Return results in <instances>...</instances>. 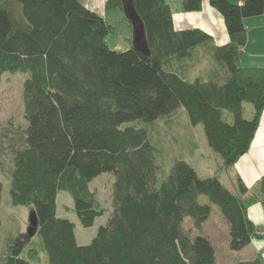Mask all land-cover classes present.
<instances>
[{"label": "trees", "instance_id": "16d2710c", "mask_svg": "<svg viewBox=\"0 0 264 264\" xmlns=\"http://www.w3.org/2000/svg\"><path fill=\"white\" fill-rule=\"evenodd\" d=\"M203 1L182 0V9L198 11ZM132 2L149 54L132 45L111 48L107 36L114 25L81 0H0V81L7 71L27 74V124L0 143V155L9 159L6 166L0 156V170L7 169L11 202L34 208L46 264H215V245L201 231L212 205L227 225L230 250L264 238L248 216L249 187L241 177L234 192L218 175L200 176L182 157L163 173L147 127L181 107L191 125H203L224 168L249 149L264 109V67L241 65L239 54L247 39L244 18L263 14L264 0H209L229 34L228 42L213 48L214 59L228 70L223 81L185 79L167 64L212 40L209 32L176 28L166 0ZM106 8L127 20L123 0H107ZM245 102L252 105L250 117ZM103 172L115 177L112 208L91 241L79 244L75 223L57 214V195L68 191L79 223L91 226L106 211L90 189ZM258 187L264 196V175ZM2 190L0 178V225ZM33 235L12 238L4 264H35L39 248L27 249L29 259L23 255ZM231 264L264 260L257 255Z\"/></svg>", "mask_w": 264, "mask_h": 264}, {"label": "rangeland", "instance_id": "374dc122", "mask_svg": "<svg viewBox=\"0 0 264 264\" xmlns=\"http://www.w3.org/2000/svg\"><path fill=\"white\" fill-rule=\"evenodd\" d=\"M86 3V0H82ZM107 1V0H106ZM171 3L174 13L181 12L182 0H168ZM104 0H101L103 4ZM106 7V3H105ZM104 15L114 25V30L108 34L107 41L111 48L126 50L132 43V28L128 25L118 9H105ZM208 42V41H207ZM193 54L178 59L171 56L167 59L168 67L177 70L184 78L192 79L199 74L201 64L199 59L205 50L201 45L193 48ZM204 61V60H202ZM27 74L21 71L4 72L0 81V143L8 140L13 135L11 129L24 128L27 124L24 118L23 85ZM244 115L248 117L252 112V105L244 103ZM227 115V114H226ZM147 127L151 133L152 141L158 148L157 161L163 173L167 172L174 158H184L189 161L201 176L218 175L224 176L222 162L218 155L209 147L201 123L196 126L189 123L186 112L179 107L168 115H163L153 122H149ZM1 158L6 166L9 159L7 153H2ZM228 169V168H227ZM7 170V169H6ZM6 170H0V178L3 180L2 202H1V225H0V264H4V256L12 238L21 232H28L31 224L33 206L14 205L11 202ZM114 175L111 172H103L95 177L90 183V189L95 192L99 207L105 208L103 215L98 216L93 225L82 226L74 210V201L70 193L60 190L57 195V214L69 218L75 222V235L79 244H87L96 234L98 227L104 224L109 217L112 208V188ZM202 202H207L205 196L201 197ZM218 208L212 205L210 218L202 227V232L207 233L216 248V264H227L231 261L241 259L243 252L232 251L228 246V231L225 222L218 213ZM192 219L185 218V225L190 226ZM260 230V228H258ZM262 232V231H260ZM263 233V232H262ZM259 239V238H257ZM261 239V238H260ZM32 242L29 243L23 255L29 259L27 249L37 247L40 249L39 255L33 259L35 264H46V253L42 248L40 235L35 231ZM45 261V262H44Z\"/></svg>", "mask_w": 264, "mask_h": 264}, {"label": "crops", "instance_id": "0c3cea01", "mask_svg": "<svg viewBox=\"0 0 264 264\" xmlns=\"http://www.w3.org/2000/svg\"><path fill=\"white\" fill-rule=\"evenodd\" d=\"M166 1L171 7L176 28L201 27L213 36L212 40L199 44L205 52L199 59L201 68L197 76H201L204 79L225 80L228 77V70L224 63L216 61L213 57L214 45L224 44L229 41V34L222 15L210 4L209 0H204L201 9L198 11L186 12L181 6L182 11L177 13L173 12L171 3L168 0ZM82 2L87 7L101 13L107 19L104 15L106 12V0H104L103 4H101V0H86V3ZM122 17L124 18L123 15ZM244 24L247 39L239 54L240 63L245 67H264V13L244 18ZM128 25L130 26L129 22ZM219 160L222 162L221 158ZM222 171L224 176H221L220 179L232 191H237V176L241 177L243 182L249 187V192L244 196L247 204V213L251 221L264 233V196L258 187V180L264 175V109L249 149L231 167L222 169ZM204 225L205 223H203L202 227ZM239 252H243L245 257L238 260H252L257 255H261L264 260V238H253L251 243L239 250ZM221 263L223 264V262Z\"/></svg>", "mask_w": 264, "mask_h": 264}, {"label": "water", "instance_id": "95a60500", "mask_svg": "<svg viewBox=\"0 0 264 264\" xmlns=\"http://www.w3.org/2000/svg\"><path fill=\"white\" fill-rule=\"evenodd\" d=\"M123 11L132 27V46L149 54L145 26L143 20L135 9L132 0H123ZM31 224L32 226L29 228L28 232L30 235H33L37 228V218L34 211L31 215Z\"/></svg>", "mask_w": 264, "mask_h": 264}]
</instances>
